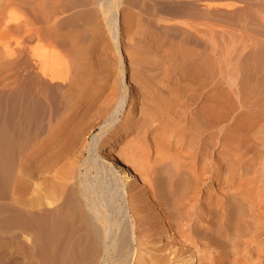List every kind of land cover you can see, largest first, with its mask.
<instances>
[{
    "label": "bare ground",
    "instance_id": "1",
    "mask_svg": "<svg viewBox=\"0 0 264 264\" xmlns=\"http://www.w3.org/2000/svg\"><path fill=\"white\" fill-rule=\"evenodd\" d=\"M154 1L0 0V62L13 42L25 63L3 168L25 264H264V0L223 4L261 35L226 73L220 5L133 30Z\"/></svg>",
    "mask_w": 264,
    "mask_h": 264
},
{
    "label": "rangeland",
    "instance_id": "2",
    "mask_svg": "<svg viewBox=\"0 0 264 264\" xmlns=\"http://www.w3.org/2000/svg\"><path fill=\"white\" fill-rule=\"evenodd\" d=\"M192 2L191 4H189L188 2ZM156 9H155V14H153L150 10H148V8L146 10H144L146 13L144 14V12H136V17H132L131 20V27H133V30H144L146 32H157L158 28H157V18L158 17H162L165 18L170 24L178 26L180 25L179 22L182 23L186 22L188 25H193L194 24V20L196 19V15H195V10L194 8H196V10H198L199 13H201L206 7L207 3H209L211 6H209L208 9H213L214 5H220L217 7V12L215 14V18L216 21H218V26L215 28V33H213V38H214V42H215V48L217 51V55L219 56V62H220V70L223 73L228 72V68L231 64V60L234 57L235 54V50L237 48H240L242 46V44L248 43V45L252 42L255 41L256 38H261V35H256V33H254L253 31H248V32H242L240 30H236L232 27H230V29L226 28L223 24L224 22H229L230 20L235 21L237 18H235V16H227L225 14L226 11V7L223 6V4H235L236 5H242L241 0H156L154 1ZM196 5V6H195ZM153 7V8H154ZM201 10V11H199ZM150 11V12H149ZM185 11V12H184ZM181 12V14L179 13ZM140 13V15L138 16L137 14ZM183 14V15H182ZM133 22V23H132ZM189 28V27H187ZM189 32H192L191 29H188ZM174 41L175 39L173 37L170 38L169 41ZM152 42V41H151ZM259 44V50L261 51L262 49H264V44ZM10 51L13 53V56L16 58L14 60H11V62H9L7 65H2L0 62V242H3L4 244H6V242H8L6 245H8L9 248V243H10V247H11V252L8 253V249L3 248V253L0 256V264H25L23 262L22 259V249H21V242H20V235H18L17 233V239L14 238V233H12V231L10 230L9 226L7 223H9V215H7L8 213V201H7V191H6V166L7 165V159L8 156H6V150L5 148L8 149V145H7V141H8V136L6 134L9 133V129L8 126L9 122H10V115H8V84L10 85L9 82L12 81V79H14V77L16 79L20 78L23 76L24 72H25V63L24 60L22 59V56L19 55V51L20 49L13 43H10L9 46ZM151 51H152V55L154 57L156 56H162L161 50L159 47H151ZM18 56V58H17ZM21 56V58H20ZM126 56H124V62L127 63L126 60ZM4 66V67H3ZM8 105V106H7ZM9 119V121H8ZM8 130V132H7ZM96 133V132H95ZM94 133V134H95ZM7 136V138H6ZM90 139V137H89ZM7 142V143H6ZM6 145V146H5ZM8 151V150H7ZM8 155V154H7ZM7 157V159H6ZM3 166V167H2ZM2 168V169H1ZM5 168V169H3ZM1 170H3L1 172ZM7 170V169H6ZM8 217V218H7ZM8 220V221H7ZM7 227L9 229H7ZM15 234V236H16ZM13 236V237H12ZM9 238V239H8ZM15 240L14 243H12ZM8 240V241H7ZM6 241V242H5ZM20 244L18 245L17 244ZM12 244H14L12 246ZM18 245V246H17ZM4 246V245H3ZM14 247L17 249H15V251L17 250L19 252V250L21 251L20 255L19 253H16L15 251L13 252ZM20 247V249H19ZM10 250V249H9ZM7 253V254H6ZM16 253V254H15ZM6 254V255H5ZM15 254V255H12ZM12 256H15L12 259ZM9 257L11 261H14V263L11 261L9 262ZM9 262V263H8Z\"/></svg>",
    "mask_w": 264,
    "mask_h": 264
}]
</instances>
